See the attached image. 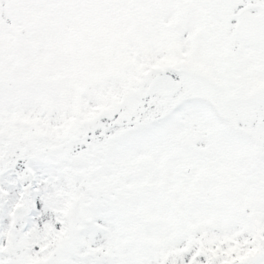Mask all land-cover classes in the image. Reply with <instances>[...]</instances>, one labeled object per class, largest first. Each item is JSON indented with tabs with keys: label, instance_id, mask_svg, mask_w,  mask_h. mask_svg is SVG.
<instances>
[{
	"label": "snow or ice",
	"instance_id": "1",
	"mask_svg": "<svg viewBox=\"0 0 264 264\" xmlns=\"http://www.w3.org/2000/svg\"><path fill=\"white\" fill-rule=\"evenodd\" d=\"M0 264H264V0H0Z\"/></svg>",
	"mask_w": 264,
	"mask_h": 264
}]
</instances>
